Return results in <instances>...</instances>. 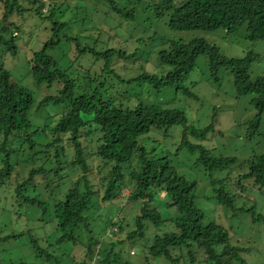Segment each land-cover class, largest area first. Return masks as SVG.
Returning <instances> with one entry per match:
<instances>
[{
  "label": "trees",
  "instance_id": "obj_1",
  "mask_svg": "<svg viewBox=\"0 0 264 264\" xmlns=\"http://www.w3.org/2000/svg\"><path fill=\"white\" fill-rule=\"evenodd\" d=\"M68 1L0 0V49L13 56L18 52V22L23 15L29 12L35 18L51 22V36L28 61L34 83L54 87L53 92L38 101L36 110L49 103L66 105L55 123L33 125L29 118L34 106L33 95L27 87L11 80V72L0 57V188L12 186L11 198L17 205L36 208L42 218L51 215L54 231L58 232L54 244H77L84 254L85 264L91 259L95 264H135L125 261L121 252H116V247L125 240L144 238L148 222L160 228L161 233L154 234L144 264H249L242 256L249 247L241 246L238 240L232 241L226 226L205 219L196 204V180L180 174L169 160L149 156L138 143V137L151 129L182 126L178 149L197 153L194 163L208 178L205 179L214 194L212 200L236 215L238 211H244L243 207L236 206V200L251 186L250 182L264 192V151L242 160L236 155L209 148L206 142L214 132L216 108L205 126L194 127L187 124L184 110L143 102L133 96L135 92L126 93L129 86L144 82L158 91L174 88L185 97L196 99L197 95L184 82L197 57L205 55L210 76L215 81H219L221 70H228L237 97L251 94L249 102L256 110V116L245 122V127L244 122L239 126L245 130V139L260 134V116L264 114V74L252 76L250 73L251 62L258 58L257 53L249 48L242 57L227 56L217 45L202 37L188 41L160 39L149 33L148 23L152 19L150 15L156 18L166 15L167 26L176 31L222 29L227 35L242 31L244 37L254 43L264 40V0H147L149 2L141 11L152 13L141 24L136 21L140 12L138 6L146 0H89V4L79 0L83 5L77 4L74 8ZM88 5L92 8L91 14L87 11ZM68 11L73 16H68ZM77 12L85 15L81 21L75 19ZM62 15L67 18L61 19ZM104 17L110 20L107 25L101 24ZM90 18L99 26L103 25L92 44H89L88 32L80 28L73 35L63 33V36L74 43L76 59L89 54L101 59L102 65L98 73L92 74L88 70L81 77L71 76L58 65L49 49L60 42L61 30L71 31L72 25L85 24ZM109 23L113 26L109 27ZM114 28L124 30L118 36L113 33ZM101 35L107 37L103 45L98 43ZM82 37L86 41L81 40ZM132 40L136 45L128 53ZM149 41L161 45L155 54L159 65L166 69L164 72L147 70L143 65L135 69L123 64L116 67L117 62L133 60L139 52L146 51L148 47L143 44ZM98 46L103 49H97ZM108 80L122 85L120 99L108 95V87H105ZM101 88H104L102 93ZM127 95L135 97L134 100ZM261 140L264 142V136ZM67 149L69 153H66ZM64 169L76 173L67 184L61 175ZM215 173L222 176L216 177ZM11 175L14 181H10ZM40 179L42 186L35 182ZM39 187H43L47 197H41L37 191ZM126 187L129 190L122 195ZM157 194L165 198L166 208L176 209L177 216L167 217L153 206ZM116 200L141 201V206L127 231L121 220L108 218L106 228H117L119 239L110 241L106 250L100 247V236L93 235L91 221L96 220L102 203ZM245 211L254 221H264V214L257 211L254 204ZM166 224L171 226L170 229H162ZM81 228L86 232L84 244L79 243ZM22 236H27L34 257H44L46 261H56L59 257L54 250L50 252L41 247L30 230L0 235V243ZM0 264L30 263L21 258H10Z\"/></svg>",
  "mask_w": 264,
  "mask_h": 264
},
{
  "label": "rangeland",
  "instance_id": "obj_2",
  "mask_svg": "<svg viewBox=\"0 0 264 264\" xmlns=\"http://www.w3.org/2000/svg\"><path fill=\"white\" fill-rule=\"evenodd\" d=\"M82 1L85 4H89V0ZM83 2L79 0L68 1L69 6L72 8L77 6V4L83 5ZM148 2L147 0L142 1V4L138 6L140 12L136 18L137 24L145 22L146 16L152 13L150 11L146 12V10L141 11ZM101 8L103 9L104 6ZM87 11L91 14L92 8L89 6ZM64 15H62L61 19L67 18V15L73 16L69 11L66 16ZM23 17L18 22L19 36L17 41V54L13 56L0 49V57L4 62L5 68L11 72V80L27 87L33 95L34 106L29 114L31 123L36 126L53 124L57 121L58 116H60L63 110L66 109V105H53L49 103L44 104L36 110L38 101L43 95L53 92L54 87H49L45 83L35 84L28 64L32 53L39 50L43 43L51 36V22L47 19L35 18L29 12L23 15ZM82 17H85V15L77 12L75 19L81 21ZM150 17L152 19L148 23L150 25L148 28L149 33L155 34L160 39L188 41L194 37H202L208 42L217 45L221 53L233 57H242L246 53V50L251 48L258 54V58L251 62L250 73L252 76L264 74V40L251 43L244 37L241 33L242 31L236 35H227L222 29L207 32L198 29L176 31L167 26L166 15L161 18H156L153 15H150ZM109 21L108 17H104V21L101 24L107 25ZM109 24V27L113 26L111 23ZM102 27L103 25L99 26L98 23H94L90 18L85 24L72 25L71 31L61 30L59 33L60 42L54 48L49 49V53L55 58L58 65L66 69L67 73L71 76L81 77L88 70L92 74L98 73L102 65V60L89 54L82 55L76 59L75 45L71 41H66L63 33L73 35L80 28L88 32L87 35L91 37L89 40L91 43L89 44H92L97 35L96 33ZM124 27L128 28L126 26ZM122 31L114 28L113 33L120 36V32ZM106 39V35H101L98 43L103 45V41L105 43L107 42ZM81 40L86 41L84 37ZM156 42L149 41L147 44L144 43L143 45H146L148 50L139 52L133 60L119 61L116 63L117 66L115 64L114 66L118 67L120 64H123L126 68L135 69L138 65H143L147 70L164 72L166 69L159 65L155 54L156 50L161 46L160 44L157 46ZM115 44L119 45L117 41H115ZM135 45L136 43L132 40L131 45L127 48L128 53L132 52ZM96 48L103 49L102 46ZM131 74L133 75L134 73L131 72ZM219 78V81H215L210 76L207 58L205 55H200L196 59L193 70L184 82L197 95L196 99L187 98L174 88L165 87L158 91L144 82L129 86L126 94L135 92L136 94L133 96L143 102H156L165 107L182 109L187 115V124L194 127L205 126L211 119L213 108H216L214 132L206 142L209 148L214 147L215 150L217 149L228 155H236L242 160L248 158L251 154L263 152L264 142H262L261 138L264 136V114L260 116V134H256L253 138L245 139V130L244 128H240V126L244 122L243 126L245 127V122L247 123L248 120H252L256 116V110L249 102L251 94L237 97L232 82V74L228 70H221L219 72ZM109 83L110 85L108 86ZM105 87H108L109 96L115 100L120 99L122 85H119L116 81L108 80ZM102 92H104V88H101ZM135 97L127 95V98H131V101ZM181 132L182 126L180 125H172L167 130L151 129L148 133L138 137V143L145 148L149 156L154 158L162 157L169 160L180 174L188 179L196 180V204L203 211L205 219L214 220L226 226L232 235V241L238 240L241 246L249 247L248 251L242 253V256L249 264H264V221H254L251 215L245 211L254 204L257 211L264 214V192L260 191L257 186L250 182L251 186L242 191L240 197L236 200V206L243 207L244 210H242L243 212L238 211L237 215L232 214L231 210L226 211V209L217 206L212 200L214 194L211 191L209 182L205 179L207 176L204 170L194 163L197 153L194 152L191 154L185 148L178 149ZM10 143L13 144V139L10 140ZM66 153H69L68 149ZM61 161L64 162V159L61 158ZM21 164L25 165V163ZM23 165L22 167H24ZM61 175H63V182L67 184L70 177L73 176L74 178L76 173L68 172L64 169ZM220 175L219 173H215L216 177ZM12 180L14 181L15 179L11 175L10 181ZM35 182L38 186L44 185L40 184L41 179ZM11 189L12 186L11 188H7L6 186L0 188V235L30 230L38 238L41 247L50 252L54 250L59 254V257H56V261H46L44 257H34L27 236H22L15 241L0 243V261H6L10 258H21L30 264H85L83 262L84 254L77 244L71 242L58 246L54 244L58 232L54 231L55 223L52 221L51 215L42 218L40 211L36 208L25 204L21 206L17 205L11 198ZM42 189L43 187H39L37 191L39 194L41 193L42 198H45L47 197V192ZM128 190L129 187H126L122 191V195H126ZM152 204L158 207L162 214L167 217H175L178 215L175 208H166L165 198L162 194H157ZM140 206L141 201L126 203L122 202V200L105 204L102 203L99 206L98 218L96 217L95 221H93L94 219L91 221V226L93 227L91 229L93 230V235L100 236L101 248L107 250L110 246V241L119 239V236L116 235L117 228L113 226H107L106 228L105 224L107 225L108 218L112 217L114 220H121L124 229L127 231L131 229L133 218L137 214ZM93 209L96 210V208ZM170 227L169 224L162 225V229L164 230L170 229ZM106 230L107 233L105 234ZM160 231V228L157 229L148 222L146 223L144 238L133 241L125 240L116 247V252L120 251L125 261L144 264L145 257L148 256L147 250L152 238L156 232L161 233ZM85 241L86 232L81 228L79 243L84 244ZM48 244L50 245L48 246ZM88 264H95L94 259L89 260Z\"/></svg>",
  "mask_w": 264,
  "mask_h": 264
}]
</instances>
